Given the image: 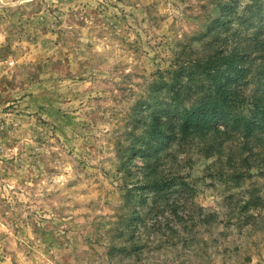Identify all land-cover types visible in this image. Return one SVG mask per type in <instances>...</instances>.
I'll list each match as a JSON object with an SVG mask.
<instances>
[{"label": "rangeland", "instance_id": "374dc122", "mask_svg": "<svg viewBox=\"0 0 264 264\" xmlns=\"http://www.w3.org/2000/svg\"><path fill=\"white\" fill-rule=\"evenodd\" d=\"M249 42L245 108L264 1L0 0V264H264V130L215 115L148 145L212 90L201 63Z\"/></svg>", "mask_w": 264, "mask_h": 264}, {"label": "trees", "instance_id": "16d2710c", "mask_svg": "<svg viewBox=\"0 0 264 264\" xmlns=\"http://www.w3.org/2000/svg\"><path fill=\"white\" fill-rule=\"evenodd\" d=\"M264 0H253V4H262ZM252 5L246 7L249 15L244 17L252 23L257 17H262L261 12L256 9L249 10ZM222 11H226V14H232L236 12L237 6L233 2H227L220 4ZM223 19V18H222ZM221 18H217L215 21L217 24H226V21ZM253 42H249L248 46L243 50L245 52H240L236 47L234 50L228 54H221L220 56L210 57L206 61L202 62V71L200 72H218L217 78L215 79V85L210 87L212 90L206 92L202 96L199 102H195L190 107H180L175 108L172 112H169V119L162 121L161 116H155L154 121L151 126V130L148 131L149 136V147L154 150L160 149L168 139L176 137V133L181 132L185 134L188 129L192 126L197 128L198 125L207 121L206 119H212L215 115L219 116V121L225 126L224 129L230 132H241L242 134H247L250 132L254 135L253 129L258 127L264 130V94H260L251 108H245L246 103L236 100L235 96L239 95L240 85L237 84L239 81L244 79L243 72L248 69L241 65L244 55H252L255 51H259L260 48L256 49V46H252ZM256 45V44H255ZM223 76V80L219 77ZM234 84V88H232ZM238 91V92H237ZM236 96V98L238 97ZM174 100H179L178 94L173 97ZM170 111V110H169ZM216 124V123H215ZM191 127V128H192ZM190 128V129H191ZM152 145V147H151ZM156 186L151 184V187Z\"/></svg>", "mask_w": 264, "mask_h": 264}]
</instances>
